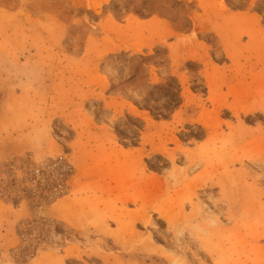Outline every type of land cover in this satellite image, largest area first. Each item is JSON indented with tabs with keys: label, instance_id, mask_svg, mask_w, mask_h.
<instances>
[{
	"label": "rangeland",
	"instance_id": "rangeland-1",
	"mask_svg": "<svg viewBox=\"0 0 264 264\" xmlns=\"http://www.w3.org/2000/svg\"><path fill=\"white\" fill-rule=\"evenodd\" d=\"M93 1L96 15L87 0H0L1 33L10 39L21 29L54 34L42 56L61 59L62 66L87 65L90 72L57 90L0 78V264H91L100 260L97 253L120 254L117 247L92 245L102 236L90 216H77V201L98 193L102 183L120 186L136 160L145 193L167 180L176 210L182 206L191 216L201 209L204 218V232L195 222L175 231L185 255L156 241L144 224L134 229L136 244L149 241L178 264H264V104L239 119L227 107L260 99L264 84L250 71L264 41L241 48L231 61L214 30L204 37L216 25L264 37V0ZM71 27L84 34L78 54L66 37ZM88 40L98 48L90 56ZM229 127L243 132L231 134ZM174 148L215 151L204 156L202 176L214 182L210 193L200 191L199 169L186 171L185 153L172 157ZM107 228L114 232L116 225ZM231 235L235 245L222 257L200 246L202 237L209 243Z\"/></svg>",
	"mask_w": 264,
	"mask_h": 264
},
{
	"label": "bare ground",
	"instance_id": "bare-ground-1",
	"mask_svg": "<svg viewBox=\"0 0 264 264\" xmlns=\"http://www.w3.org/2000/svg\"><path fill=\"white\" fill-rule=\"evenodd\" d=\"M82 5L83 4L79 1L78 6ZM87 6L89 9H92L94 11V15L100 12L96 9L98 3L94 2L93 0H87ZM71 28H73L72 31L68 32L66 37L68 39L73 38V41L70 43L71 51L74 54H78L82 49L81 39H83L82 36L84 34L82 33V35L79 33L75 35V32L78 30V28ZM79 30L81 31L82 29ZM208 30H214L215 33L218 34V42L221 45L223 52L226 54V57L228 56L231 61L236 57V52H240L241 48L251 46L252 44H260L264 41V37H261V35L259 36L256 33L257 31L253 32L252 29H233L227 31L221 26L216 25L211 27L210 29H204V37H210V33H208ZM44 35L43 30L21 29L19 35H16L14 39H10L9 34L0 32V37L2 38V43L0 44V78L5 77V81L15 80L18 82L31 80L38 85L37 87L52 88L57 90L64 88V80L67 82H71L77 74L90 75V72L87 69V65L68 63L62 66L61 59H45L46 56L43 57L42 52L44 50H48L51 47L47 44H49L50 40L54 37V34H52V36H50L49 34H46L45 36ZM242 36H247V43H242ZM28 37L31 38L28 39ZM213 45H216V42H213ZM31 48H34V54H30ZM97 49V45L94 44L93 40H88V44H86V47L84 49L85 55L90 56L91 54L95 53ZM26 51L28 52V55L25 57L23 53ZM219 54L220 53H217L218 56ZM50 55H53L52 51ZM21 56L25 59L24 63L22 64L20 63ZM259 63H261V67L259 68V70L257 69L253 72V69H255L256 66L259 65ZM60 67H62V70H60ZM251 68L252 70L249 71L254 75V77L260 79L264 84V53L258 59V62L252 64ZM66 73H68V75ZM239 80L242 81V79ZM261 89L262 90L259 92V100H257L256 97L251 99L245 98L243 100H240L235 105L227 104V107L230 108L232 115L236 119H239L241 113L246 114L247 112H253L258 108H263L264 86ZM262 118L264 119V117ZM229 130L231 131V134L232 132L236 131H238L239 133L243 132V130L241 129L237 130L236 127H229ZM160 145H165V142H159V146ZM150 146L153 150L157 147V145L152 142L150 143ZM178 151L181 154L185 153V161L186 164H188L186 166V171H196L199 169L196 180H198L197 182L200 191L204 193H210L213 190L212 186L214 185V182L212 181V175L211 178L208 179V182L204 180V177L202 176V174L204 175V156L211 157L212 155H215V151H212L210 149L205 151L202 150L199 152L187 153L174 148L172 150V157L176 155ZM217 153L219 154V152ZM222 164H224V162ZM225 165H227V162ZM131 167L133 168L131 169L130 175L125 179L123 183L120 184V186L102 183L98 188V193L93 192L90 197L80 196L78 198L76 208L77 216L81 221H85L86 218L90 216V221L93 223V231L101 234L102 236V239H99L92 245L102 248L103 250H111L112 248L115 249V247L121 250V253L116 256L102 255L100 253H97V257H99L100 260L93 259L91 264H178L176 262L177 259L173 260L172 256L168 254L165 255L162 252H159L157 249L153 248V245L149 241H144L140 244H136L140 242V234L136 233L134 229L136 226L144 224L148 227L147 229H149L150 234L155 237L156 241L163 242L167 246L173 248L176 252L179 251L180 253H182V255H185V248H179L181 243H184V239L178 237L175 231L179 229L182 230L184 229V227L188 228L193 222H195V225L198 227V229L204 232V222L202 221V219H204L203 211L201 209H195L194 213L192 211L191 216H186V214L183 213L182 206L179 207L178 210H176L175 205L171 200L172 197L167 196L169 194L167 189L170 187V182L167 180L163 183H160L159 186H157V188L154 190V192L145 193V187H143L142 184H144L143 182L146 181V179L145 175L139 171L137 160L132 161L130 168ZM173 173L174 172L171 173V176L174 177L175 175H173ZM216 183L220 184V182ZM117 203H119V205H117ZM128 205H133L135 208L133 210L127 209ZM154 214H156L157 216H155ZM109 222L115 223L116 229L114 232L107 230ZM215 229L217 230V228ZM205 231L210 233V227L206 226ZM234 237L235 235H231L226 240V237L217 236L215 242L210 241L209 243L205 242L204 237H202L200 239V246L204 251V247L209 245L211 249H208L207 251H209V254L205 252L206 254L211 256L212 254H210V252H212V249L215 248L216 250H218V257H222L225 252H232L230 247L235 245ZM227 243L229 244L228 248L225 247ZM125 255L127 256V259L121 260L120 258L124 257ZM191 264L205 263H203V261L201 260H192ZM226 264H237V262L231 260L230 263H228L227 261Z\"/></svg>",
	"mask_w": 264,
	"mask_h": 264
}]
</instances>
